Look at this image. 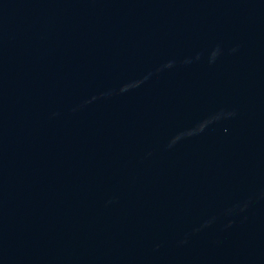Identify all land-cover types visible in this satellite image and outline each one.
<instances>
[{
    "label": "water",
    "instance_id": "1",
    "mask_svg": "<svg viewBox=\"0 0 264 264\" xmlns=\"http://www.w3.org/2000/svg\"><path fill=\"white\" fill-rule=\"evenodd\" d=\"M0 264H264V0H0Z\"/></svg>",
    "mask_w": 264,
    "mask_h": 264
}]
</instances>
